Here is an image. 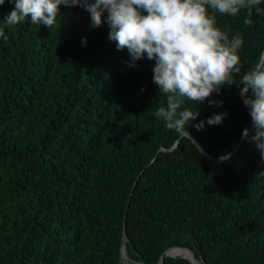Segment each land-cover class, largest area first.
I'll return each instance as SVG.
<instances>
[{
    "label": "trees",
    "instance_id": "obj_1",
    "mask_svg": "<svg viewBox=\"0 0 264 264\" xmlns=\"http://www.w3.org/2000/svg\"><path fill=\"white\" fill-rule=\"evenodd\" d=\"M245 15L217 16L243 36L241 75L264 61V16ZM109 31L61 5L51 28L26 19L0 38V264H154L173 246L199 264H264V158L242 139L253 125L241 77L186 102L199 115L180 136L154 115L166 106L155 61L129 66ZM123 219L134 262L120 256Z\"/></svg>",
    "mask_w": 264,
    "mask_h": 264
},
{
    "label": "clouds",
    "instance_id": "obj_2",
    "mask_svg": "<svg viewBox=\"0 0 264 264\" xmlns=\"http://www.w3.org/2000/svg\"><path fill=\"white\" fill-rule=\"evenodd\" d=\"M4 3L0 0V6ZM61 5L87 10L93 27L106 22L109 40L116 42L117 50L127 49L129 66L135 67L145 55L155 61L153 82L166 97V106H159L154 115L180 136L189 137L186 128L199 115L186 102L203 103L240 76V94L253 125L251 130L243 129L242 139L255 142L264 158V61L241 75L243 36L239 32L230 36L229 26H220L217 19L243 12L244 25L251 26L253 14L264 16V0H14L12 10L0 20V38L7 41L5 28L26 19L51 28ZM225 114L208 117L207 124L222 123ZM204 126V120L195 125L197 130Z\"/></svg>",
    "mask_w": 264,
    "mask_h": 264
},
{
    "label": "water",
    "instance_id": "obj_3",
    "mask_svg": "<svg viewBox=\"0 0 264 264\" xmlns=\"http://www.w3.org/2000/svg\"><path fill=\"white\" fill-rule=\"evenodd\" d=\"M188 135H190V136L192 137L191 134L188 133ZM193 138L195 139V142H196L198 148L200 149V151L203 152L204 154H206V153L204 152V150L202 149L200 143L196 140V138H195L194 136H193ZM176 144H177V142L175 143V145H176ZM163 149H165V148H163ZM209 157H211V158H212L213 160H215V161H222V160H223V159H221V157H213V156H209ZM224 157L226 158L227 156H224ZM124 219H125V217H124ZM124 219H123V228H122V244H121V249H120V252H121L120 256H121V258H122V260H123L124 262H125V261H132V262H134L133 259L130 258L129 256H127V254H126V252H125V241H126V238H127V237H126V232H125V222H124ZM173 247H181V248L187 253V255H182V254H181V256L186 257L187 259L190 260V262H192V263H194V264H199L198 261H197V258H196V256H195L194 251H192L190 248L185 247V246H173ZM170 248H172V247H170ZM170 248L166 249V250L162 253V255H161V257L159 258V260H158L156 263H154V264H161V263L163 262L164 257H165L166 255H172L171 253H169V249H170ZM202 262H203V260H202ZM137 263H138V264H146V263H143V262H137Z\"/></svg>",
    "mask_w": 264,
    "mask_h": 264
},
{
    "label": "bare ground",
    "instance_id": "obj_4",
    "mask_svg": "<svg viewBox=\"0 0 264 264\" xmlns=\"http://www.w3.org/2000/svg\"><path fill=\"white\" fill-rule=\"evenodd\" d=\"M176 249H179V248H177V247L170 248L169 249V253L175 254V252H176V253H179V254H182V255H187V253L184 250H176Z\"/></svg>",
    "mask_w": 264,
    "mask_h": 264
},
{
    "label": "rangeland",
    "instance_id": "obj_5",
    "mask_svg": "<svg viewBox=\"0 0 264 264\" xmlns=\"http://www.w3.org/2000/svg\"><path fill=\"white\" fill-rule=\"evenodd\" d=\"M171 254H172V253H171ZM175 254H179V253H176V252H175Z\"/></svg>",
    "mask_w": 264,
    "mask_h": 264
}]
</instances>
